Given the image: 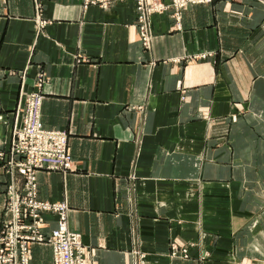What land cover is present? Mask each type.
Returning a JSON list of instances; mask_svg holds the SVG:
<instances>
[{
	"label": "crops",
	"instance_id": "crops-1",
	"mask_svg": "<svg viewBox=\"0 0 264 264\" xmlns=\"http://www.w3.org/2000/svg\"><path fill=\"white\" fill-rule=\"evenodd\" d=\"M172 13L144 47L135 0H0V149L44 72L42 122L75 167L39 171V198L67 203L86 264H264V0ZM11 180L0 168V229Z\"/></svg>",
	"mask_w": 264,
	"mask_h": 264
},
{
	"label": "built area",
	"instance_id": "built-area-1",
	"mask_svg": "<svg viewBox=\"0 0 264 264\" xmlns=\"http://www.w3.org/2000/svg\"><path fill=\"white\" fill-rule=\"evenodd\" d=\"M86 4L110 7L119 0H84ZM140 39L144 47L153 40L152 18L156 13L173 9L177 21L182 18L183 8L193 4L211 3L213 0H135ZM45 21L38 18L39 28ZM26 74L22 76V83ZM47 81L44 72L36 78V89L25 93L22 88L16 110V121L10 138L8 154L1 151L0 159L7 156L6 165L12 175L8 186L5 210L8 218L0 230V264H30L29 247L32 244H48L52 247L54 264H86L85 244L80 234L68 227V205L65 202L38 198L37 173L41 170L64 171L73 168L68 154V133L59 129H48L42 122L44 95L42 86ZM24 86V85H23ZM17 172V173H16ZM18 174L21 178H15ZM24 180L25 182H21ZM46 213L58 214L57 226L49 233L45 227ZM176 249V247H175ZM184 252H187L184 250ZM176 255V253H174ZM188 257L187 254H184ZM137 264H146L145 256Z\"/></svg>",
	"mask_w": 264,
	"mask_h": 264
},
{
	"label": "rangeland",
	"instance_id": "rangeland-1",
	"mask_svg": "<svg viewBox=\"0 0 264 264\" xmlns=\"http://www.w3.org/2000/svg\"><path fill=\"white\" fill-rule=\"evenodd\" d=\"M214 1V0H213ZM212 1V2H213ZM136 2V1H135ZM211 2V3H212ZM211 3H204V4H196V5H208V4H211ZM195 4H193V5H189V6H187V7H185V8H183V10L184 9H187L188 7H190V6H194ZM136 6H137V4H136ZM175 18V17H174ZM12 131H13V129H12ZM68 141H69V139H68ZM10 140H9V142H8V148H5V149H0V152L1 151H3V152H5L6 154H8V152H9V150H10ZM67 149H68V145H67ZM68 154L71 156V159H72V161H73V168L71 169V170H68L67 172H64V171H61V170H58V172H61V173H63V174H67V173H70V172H73L74 171V167H75V165H74V159H73V156L70 154V152H69V149H68ZM6 163H7V156H6V158H4V159H0V168L1 169H4V171L5 172H7V173H9L10 174V172H9V169H10V167H8L7 165H6ZM42 171V170H41ZM44 171V170H43ZM45 171H47V170H45ZM49 172H51V171H49ZM17 173V172H16ZM10 177H12V175L10 174ZM21 177H19L18 179H20ZM21 182L23 183V182H25L24 180H21ZM9 184H10V182L8 183V185H7V187H6V191H5V203H6V201H7V198H8V194H7V191H8V186H9ZM37 184H38V181H37ZM38 198H39V188H38ZM40 199V198H39ZM5 208V207H4ZM6 211V210H5ZM56 214V213H55ZM58 215V214H57ZM3 228V227H2ZM0 230H2V229H0ZM80 237H81V235H80ZM82 239V238H81ZM39 244V243H38ZM45 245H48V244H45ZM50 246V245H49ZM51 247V246H50ZM175 247H176V249H175ZM52 248V247H51ZM184 250H186L187 252H184ZM174 253H176V255H174ZM184 254H187L188 255V257H185V255ZM172 255H174V256H180V257H184V258H189L190 256H189V253H188V248L187 247H183V248H180V247H178L177 245H175V244H172Z\"/></svg>",
	"mask_w": 264,
	"mask_h": 264
}]
</instances>
